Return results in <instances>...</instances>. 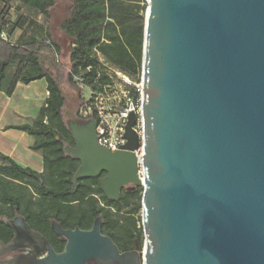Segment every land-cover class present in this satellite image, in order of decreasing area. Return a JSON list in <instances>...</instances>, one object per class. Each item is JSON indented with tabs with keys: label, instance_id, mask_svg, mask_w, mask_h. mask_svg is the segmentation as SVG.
I'll list each match as a JSON object with an SVG mask.
<instances>
[{
	"label": "water",
	"instance_id": "1",
	"mask_svg": "<svg viewBox=\"0 0 264 264\" xmlns=\"http://www.w3.org/2000/svg\"><path fill=\"white\" fill-rule=\"evenodd\" d=\"M141 137L136 117L116 152L95 123L66 125L81 161L74 180L107 172L100 187H142L143 249L120 252L101 233L63 230L56 252L22 216L0 264H264V0H145ZM141 148L142 181L135 150Z\"/></svg>",
	"mask_w": 264,
	"mask_h": 264
},
{
	"label": "trees",
	"instance_id": "2",
	"mask_svg": "<svg viewBox=\"0 0 264 264\" xmlns=\"http://www.w3.org/2000/svg\"><path fill=\"white\" fill-rule=\"evenodd\" d=\"M14 1L41 14L46 27L19 17L3 38L5 20L0 17V92L10 97L18 83L27 85L43 79L48 94L31 123L12 127L33 138L31 150L41 152L42 171L21 167L9 157L1 156L0 219L21 215L33 231L60 252L63 243L51 231V219L64 229H89L93 220L100 217L101 232L111 237L120 251L133 250L141 239L135 215L141 210L142 189L136 187L123 200L111 201L101 193L96 179L74 180L77 164L64 149L71 135L63 116L66 97L61 82L65 80L74 86V78L83 71L80 77L85 85L100 93L106 85V81L99 82L97 78V55H100L106 63L139 83L145 0H69L61 24V30L70 39V68L64 77L55 62L59 47L52 38L49 23L50 12L58 0ZM16 29L20 35L12 40L11 34ZM91 116L98 122L96 115ZM10 184L31 189L34 198L26 199L21 193L11 192ZM91 195H98L105 207H100ZM13 236V230L0 221V242L7 244Z\"/></svg>",
	"mask_w": 264,
	"mask_h": 264
},
{
	"label": "rangeland",
	"instance_id": "3",
	"mask_svg": "<svg viewBox=\"0 0 264 264\" xmlns=\"http://www.w3.org/2000/svg\"><path fill=\"white\" fill-rule=\"evenodd\" d=\"M143 4L145 5V8H147L146 1ZM143 4L141 3V5ZM68 7L69 0H58L56 6L50 12L49 19L52 38L59 47L55 62L59 66L63 77L70 68L68 56L70 39L61 30V24L66 18ZM0 17H3L5 20V23L3 24L4 33H2L4 38L6 37L5 31H7L10 25L19 17L31 19L36 23L43 25V27H46V21L41 14L14 0H0ZM19 35L20 30L16 29L12 32L11 39L15 40ZM97 60V78L100 79L99 82L106 81V85L102 86V91L100 93L93 92L85 85V82H83L80 77L83 75V71L74 78V86L69 85L65 80H62L61 86L66 97V104L63 113L64 121L73 120L74 114H77L78 117L82 118L96 115L98 118L97 125H100V121H103L105 127L109 128L107 137L113 140L120 139L122 122L119 120L118 113L123 108V94L125 92H130L132 97L134 96L136 105L139 106L136 90L140 89V82L136 83L120 73L115 67L106 63L100 55H97ZM100 114L103 119L100 118ZM135 117V124L139 125L140 118L138 115ZM39 153L41 154V152ZM9 187L11 192L16 193L17 195L21 193L26 199H29L30 196L34 198L33 191L29 188L22 189V186H18V184H10ZM137 187L142 189L141 186ZM3 209H8V206L3 207ZM135 218L137 219V229L141 231L140 242L136 244L139 247V253H142L144 239L141 226V210L135 215ZM123 223L125 224V222Z\"/></svg>",
	"mask_w": 264,
	"mask_h": 264
},
{
	"label": "crops",
	"instance_id": "4",
	"mask_svg": "<svg viewBox=\"0 0 264 264\" xmlns=\"http://www.w3.org/2000/svg\"><path fill=\"white\" fill-rule=\"evenodd\" d=\"M47 94L43 79L18 83L10 97L0 92V166L1 156H7L21 167L42 171L41 154L31 150L33 138L12 127L33 121Z\"/></svg>",
	"mask_w": 264,
	"mask_h": 264
},
{
	"label": "built area",
	"instance_id": "5",
	"mask_svg": "<svg viewBox=\"0 0 264 264\" xmlns=\"http://www.w3.org/2000/svg\"><path fill=\"white\" fill-rule=\"evenodd\" d=\"M126 80H128V79H126ZM136 92L138 95L139 106L136 105L134 96L132 97L130 92H125L123 94V98H122L123 108L118 113L119 120L122 122L120 139L113 140V139H110L107 137V133H108L109 128L105 127V125L103 124V121H100V125H97L96 135H97L98 145L102 149L108 150L110 152H115V151L120 149V146L125 144L126 141L123 137V133H124V127H125V124L128 120V117L130 116V114H134L135 116L138 115L140 118V115H141V88L137 89ZM99 116H100V118L103 119L101 114ZM97 124H98V122H97ZM133 129L140 138L141 137V131H142L141 119L139 120V125L135 124ZM133 154L136 158L137 177L140 181H142L141 148L139 147L137 150H135L133 152Z\"/></svg>",
	"mask_w": 264,
	"mask_h": 264
},
{
	"label": "flooded vegetation",
	"instance_id": "6",
	"mask_svg": "<svg viewBox=\"0 0 264 264\" xmlns=\"http://www.w3.org/2000/svg\"><path fill=\"white\" fill-rule=\"evenodd\" d=\"M73 121H75L76 123H78V124H81V125H83V126H90V124L93 122V123H95V129H94V131H95V135H96V128H97V121H96V119L94 118V117H92V116H87V117H78V115L77 114H74V117H73V120H67V121H65V124L67 125V124H69V123H71V122H73ZM70 135H71V133H70ZM96 145L99 147V145H98V140H97V135H96ZM66 147H68V148H75L76 147V142H75V140L73 139V137H72V135H71V141L69 142V144H67V145H65V147H64V149L66 148ZM99 148H101V147H99ZM102 149V148H101ZM118 151V150H117ZM116 152V151H115ZM69 157H71L72 159H74L76 162V169H75V171H74V174H73V178H74V175H75V173L77 172V170H78V168L81 166V161L79 160V159H77V158H74L73 156H71V155H68ZM107 176V172H105V171H101V172H99L96 176H92V177H85V178H81V179H79V180H76V181H82V180H84V179H96L97 180V183H98V187H99V189H100V191H101V193L105 196V194L103 193V191H102V189H101V187H100V182H101V180L103 179V178H105ZM137 186H133L132 184H125V185H121L120 187H119V189H118V192H117V194H116V196L114 197V198H108V197H106L107 199H109V200H111V201H120V200H123L124 199V197H125V195L127 194V193H130V192H132L135 188H136ZM94 199H96L97 200V202H98V205L100 206V207H105L104 206V204H103V202L100 200V198H99V196L98 195H91ZM77 202H74V204H76ZM17 215H19V214H16V215H14V216H12V217H2L1 219H0V221H15V217L17 216ZM21 216V215H20ZM23 218V217H22ZM97 218H100V217H97ZM101 219V218H100ZM23 220L25 221V219L23 218ZM95 220V219H94ZM94 220H93V222H94ZM52 221H55V220H53V219H51L50 220V228H51V222ZM101 227H102V224H103V220L101 219ZM56 222V221H55ZM93 222H92V224H93ZM57 223V222H56ZM59 224V223H58ZM92 224H91V227H92ZM29 226V225H28ZM60 226V225H59ZM61 227V226H60ZM90 227V228H91ZM75 228H78V227H75ZM75 228H73V229H75ZM89 228V229H90ZM31 229V228H30ZM61 229H63V230H68V229H70V230H73V229H71V228H62L61 227ZM80 229V228H79ZM89 229H81V230H89ZM32 230V229H31ZM33 231V230H32ZM51 231H52V229H51ZM14 232V231H13ZM35 232V231H34ZM53 232V231H52ZM102 233V232H101ZM53 234H54V232H53ZM103 234V233H102ZM55 235V234H54ZM103 235H105V234H103ZM56 236V235H55ZM105 236H108V235H105ZM14 237V236H13ZM57 237V236H56ZM58 239H59V237H57ZM111 238V237H110ZM59 241L61 242V243H63V248H64V245H65V242H62L60 239H59ZM113 241V240H112ZM3 244V243H2ZM4 245H6V244H4ZM117 246V245H116ZM119 249V248H118ZM23 250H24V248H19L18 250H16V251H14V252H11V253H6V254H4L3 256H0V259H4L5 257H8V256H16V255H19V254H21L22 252H23ZM63 250V249H62ZM61 250V251H62ZM120 250V249H119ZM60 251V252H61ZM128 251H130V250H128ZM120 252H126V251H120Z\"/></svg>",
	"mask_w": 264,
	"mask_h": 264
}]
</instances>
